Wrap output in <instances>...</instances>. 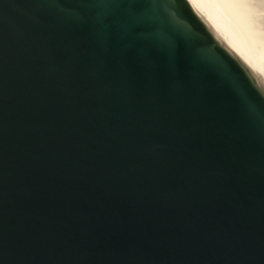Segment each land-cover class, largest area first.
<instances>
[{
  "label": "water",
  "instance_id": "1",
  "mask_svg": "<svg viewBox=\"0 0 264 264\" xmlns=\"http://www.w3.org/2000/svg\"><path fill=\"white\" fill-rule=\"evenodd\" d=\"M188 0H0V264H264V80Z\"/></svg>",
  "mask_w": 264,
  "mask_h": 264
},
{
  "label": "bare ground",
  "instance_id": "2",
  "mask_svg": "<svg viewBox=\"0 0 264 264\" xmlns=\"http://www.w3.org/2000/svg\"><path fill=\"white\" fill-rule=\"evenodd\" d=\"M195 7L211 28L213 23L219 27L227 38L220 36L222 40L231 41V48L264 80V0H199Z\"/></svg>",
  "mask_w": 264,
  "mask_h": 264
},
{
  "label": "snow or ice",
  "instance_id": "3",
  "mask_svg": "<svg viewBox=\"0 0 264 264\" xmlns=\"http://www.w3.org/2000/svg\"><path fill=\"white\" fill-rule=\"evenodd\" d=\"M188 3L193 5V6L198 7L199 0H188ZM197 15H203V14L197 13ZM213 29L215 30V33H218L221 37H223L225 40H227V38L224 37V34L220 31L219 27L215 23L212 24V28L209 29V31H212ZM215 33L213 32L214 36H215ZM227 43L229 44L230 47H234V45L231 44V41H227Z\"/></svg>",
  "mask_w": 264,
  "mask_h": 264
},
{
  "label": "clouds",
  "instance_id": "4",
  "mask_svg": "<svg viewBox=\"0 0 264 264\" xmlns=\"http://www.w3.org/2000/svg\"><path fill=\"white\" fill-rule=\"evenodd\" d=\"M213 32L215 33V30H213ZM215 36L217 37V39H221V42H223L222 38L220 37V35L218 33H215Z\"/></svg>",
  "mask_w": 264,
  "mask_h": 264
}]
</instances>
